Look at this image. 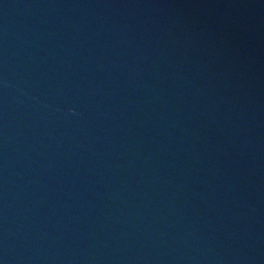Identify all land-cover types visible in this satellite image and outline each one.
<instances>
[{"label":"water","instance_id":"obj_1","mask_svg":"<svg viewBox=\"0 0 264 264\" xmlns=\"http://www.w3.org/2000/svg\"><path fill=\"white\" fill-rule=\"evenodd\" d=\"M0 264H264V0H0Z\"/></svg>","mask_w":264,"mask_h":264}]
</instances>
